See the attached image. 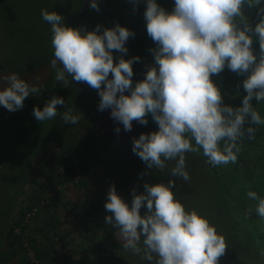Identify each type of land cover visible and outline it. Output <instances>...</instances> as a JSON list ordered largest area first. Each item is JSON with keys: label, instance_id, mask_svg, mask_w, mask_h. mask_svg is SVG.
Here are the masks:
<instances>
[{"label": "clouds", "instance_id": "9594fccd", "mask_svg": "<svg viewBox=\"0 0 264 264\" xmlns=\"http://www.w3.org/2000/svg\"><path fill=\"white\" fill-rule=\"evenodd\" d=\"M132 2L135 5L139 0ZM245 5L260 6L254 28L243 15ZM90 7L99 11L97 0H91ZM41 17L50 25L54 50L50 66L56 81L67 87L71 77L73 82L96 90L98 110L110 109V117L122 124L125 132L132 130L133 121L147 125L149 115L156 123L157 131L132 140V152L148 169L164 171L167 161H175L171 176L188 182L187 153L202 152L213 168L235 165L243 141L254 139L256 126H264V118L251 103L253 99L264 101L261 0H174L171 12L156 0H146L144 19L147 35L156 44L155 49H149L156 66L150 67L134 87L132 65L140 58H119L114 63L112 54L113 50L127 53L125 44L134 37L133 32L119 24L102 33L100 25L85 32L64 26L61 15L43 9ZM253 37L258 38V61ZM225 67L237 75L247 74L242 84L246 95L240 107L224 105L221 91L211 79ZM2 79L6 86L0 90V106L9 112L22 109L26 98L41 92L15 73ZM58 105H65V101L54 96L42 110L34 107L36 121L42 123L60 115L65 124L79 122L80 116L71 110L58 113ZM246 123L254 127L245 128ZM175 188L171 179L166 184L144 183L142 194L132 189L129 206L114 185L110 186L104 208L111 215L105 216V222L119 230L125 251L149 264H219L228 248L225 237L196 210H186L177 200ZM246 195L257 203L245 215L251 217L255 212L264 222V198L253 191ZM142 208L146 209L144 215Z\"/></svg>", "mask_w": 264, "mask_h": 264}, {"label": "rangeland", "instance_id": "374dc122", "mask_svg": "<svg viewBox=\"0 0 264 264\" xmlns=\"http://www.w3.org/2000/svg\"><path fill=\"white\" fill-rule=\"evenodd\" d=\"M83 2L84 0H0V90L6 86L2 78L11 73L41 89L38 96L33 94L26 98L24 107L16 112H9L0 106V264H24L29 261L25 248L17 249L21 239L22 246L25 242L30 249L33 248L32 241L22 235L21 227L16 228V239H13V236L7 238L3 231L6 229V233L9 225L19 219L21 211L32 206L38 196L49 197L51 194L56 197L60 193L55 209L40 210L25 230L26 234L33 237L34 247L47 252L48 259L44 264H87L90 260L82 252L80 236L83 232H88L90 227L92 233L97 235L101 251L110 254L116 250L109 241H104V234L97 227V215L102 212L101 220L109 215L104 208L109 187L114 185L117 194L131 206L132 189L135 188L137 194H142L144 183L166 184L169 179L176 184L173 191L186 210H196L225 237L228 248L226 254L220 258L219 264H264V255L261 254L264 244L260 245L261 241L264 243V229L261 228L257 235L248 224L240 221L233 224L231 220V211H236L231 206V200L243 205H252L251 208H254L257 202L248 198L247 192H256L260 197L264 195V126H256L258 130L255 138L244 140L239 153L242 157L250 156L247 145L254 142L258 145L259 153L251 152V159L260 156V165L257 174L256 171L248 174L250 181L245 180L243 173L241 174L243 168H239L237 174L227 168L218 169L219 181L216 182L211 168L202 156L187 153L186 170L191 178L184 182L170 174L175 161H167L164 171L148 169L132 152L133 139H138L140 134L158 130L150 115L147 117V125L133 121L132 130L125 132L123 125L110 117V109L102 112L98 110L100 97L96 90L84 83L73 82L71 77H68L69 83L65 87L55 80L56 73L50 64L28 73L35 65L54 58L50 25L41 17L43 9L61 15L64 26L78 29L82 27L85 32H91L100 25L102 33L103 29L114 28L117 24L133 32L134 37H130L125 44L128 50L126 54L113 50L114 63L118 62L119 58L128 60L139 57V62L132 65L133 87L145 78V67L153 60L149 56L143 57L141 53L144 39H150L144 19L146 0H139L135 5L132 0H97L99 11L90 7L83 24H80L78 16ZM156 3L167 12L174 8V0H156ZM261 6H264V0H261ZM245 7L248 9L247 5ZM257 47L259 48L258 38ZM246 78L247 74L237 75L227 67L219 75L211 77L221 91L224 105L233 108L242 106V99L246 95L242 84ZM129 94L125 92V95ZM54 96L65 101V105L57 106L58 113L71 110L73 115L80 116L77 124H65L60 115L42 123L36 121L33 108L42 110L46 102ZM251 103L264 118V101L257 102L253 99ZM91 119L96 120L105 133L99 131ZM250 126L254 127L245 124V128ZM117 127L120 128L119 133L115 132ZM70 133L72 136L75 134L77 140H74ZM62 136L65 138L64 143L71 146V149L79 150L82 156L87 158L86 161L68 160L66 167L76 173L73 181H67L64 169L60 168L62 165L57 161L55 155L60 151L59 147L56 143L49 142L61 140ZM88 155L91 158H88ZM29 161L30 175L15 206L6 211L13 206L12 197L19 192L17 184L25 178L24 171ZM46 163L52 166L49 167L53 169L50 174L46 170ZM79 164L88 168L87 174L82 175L77 167ZM145 172L151 174L141 175ZM89 200L94 205L98 204L99 208L85 210ZM145 211L146 209L142 208L141 215H144ZM5 214L9 224L2 219ZM50 225L56 229L55 235L63 238L61 244L53 243L49 239L47 228ZM111 230L113 239L123 244L119 230ZM254 237H257L260 243L254 242ZM141 264L149 262L142 260Z\"/></svg>", "mask_w": 264, "mask_h": 264}, {"label": "trees", "instance_id": "16d2710c", "mask_svg": "<svg viewBox=\"0 0 264 264\" xmlns=\"http://www.w3.org/2000/svg\"><path fill=\"white\" fill-rule=\"evenodd\" d=\"M259 7L260 6L252 7L250 9L248 7V9H247L244 6V8H243V15L247 20L246 22L249 23L253 28L255 27L256 23L259 22V18L257 16V12H258ZM246 12L248 13L247 16H246ZM253 41H254V43H253L252 47H253L254 55L257 56V61H258L260 49L257 47V38L253 37ZM258 46H259V43H258ZM49 62L40 63V64L35 65L32 68V70H30L28 73H33L36 70H39L42 66H45V64L49 65L50 64ZM262 116L264 117V111L262 113ZM70 135L72 136V133H70ZM72 137L74 138V140H77V136H75V134H73ZM63 139H65V138L62 136L61 140H58V139L49 140V142H50V144L54 142L59 147L60 151H58L55 155L57 157V161H59V163L62 165L60 168L64 169V174H65V178H67V181H73L76 178L75 177L76 173H75V171H73V169L66 167L68 160L78 159V161H80V160L86 161L87 158L84 155L82 156V154L79 152V150L71 149V146H68L66 143H64ZM87 157L91 158L89 155ZM30 164H31V161L26 163V169L24 171L25 178L23 180H21L20 183L17 184L19 192H18V194L13 195L12 201H11L13 206L11 208H8L6 211L11 210L15 206L17 199H18V196L22 192L24 183H25L28 175H30L29 174ZM46 166H47L46 170H47V172H49V174H50V171L53 172L52 171L53 169L51 168L52 169L51 170L49 168V167H52L51 164L47 165V163H46ZM77 167H79L78 169L82 173V175L87 174L89 171L87 167H84L81 164H79ZM80 180L81 179H79V182H80ZM59 194L60 193H58L56 197L50 198V200H49L50 203L47 205V207H45L47 210L49 208L55 209V206L57 205V202L59 200ZM44 197H46V196H44ZM44 197L38 196L37 199L35 200V202L32 204V206L37 205L39 203V201L41 199H43ZM32 206H30V207H32ZM231 206H233L236 209V211H234V212H233V210L231 211L232 215H233V217L231 218L233 224L236 223V221H240V222L248 224V226L250 228H254L246 219L243 218L241 211L238 209V207L236 205H233L231 203ZM30 207L21 211L19 219L17 221H14L13 224H10L8 231L5 233V230H6L5 229L3 231V234L4 235L6 234L7 238H11L13 236L14 237L13 239H16V238H18L15 236L16 228L21 227L22 235L25 236V238H27L28 241H30V242L32 241L31 246L33 247L32 249L35 252V254H34L35 258L37 259L38 262H42V264H44L45 261L48 259L47 252H45L42 248L34 247L33 237L31 236V234L28 235L25 233V230L28 229V224L23 222V216L25 214V211L30 209ZM83 208H84V205H83ZM88 208L98 209L99 205L98 204L94 205L89 200L88 204H87V208H84V209L88 210ZM105 212H107V211H105ZM99 214L101 215L102 212H100ZM100 215H97V217H96L97 221H98L97 227L104 234V241H109L111 243L112 247L115 248L116 250H115V253H110V254H108V253L105 254L103 251H101L100 247H98L99 242L97 241V239H98L97 235L92 233V229H91L92 227H90V229H88V232H83L80 236V241L82 242V245H81L82 252L90 260V262H88L87 264H141L142 259L140 258V256L134 255L130 251H125L123 248V244L117 242L116 239H113V236L110 234L112 231L111 229H113V227L111 225H108L105 222V219L101 220ZM109 215H111V213H109ZM2 219L6 222V224H9V223H7L6 214L2 216ZM7 226L8 225H6V228H7ZM93 228H94V225H93ZM263 229H264V226H263ZM40 231H41V229H40ZM55 233H56V229L50 225L47 228V235H48L49 239L53 243H58V241H59V243L61 244L63 242V238L59 237L58 235L56 236ZM257 235H258V233H257ZM55 237L58 238V241H55V239H54ZM263 237H264V235H263ZM20 239H21V237H20ZM20 239H18V240H20ZM255 241L257 242V244L260 243V240L258 241L257 237H254V242ZM19 242L20 243H19V246L17 247V249L22 250L24 248V245L22 246V242L21 241H19ZM141 244H142V241H141ZM262 244H264V243L261 241L260 245L262 246ZM261 248H264V247L262 246ZM135 260H137V262ZM24 264H31V263L28 261Z\"/></svg>", "mask_w": 264, "mask_h": 264}, {"label": "flooded vegetation", "instance_id": "af4514ba", "mask_svg": "<svg viewBox=\"0 0 264 264\" xmlns=\"http://www.w3.org/2000/svg\"><path fill=\"white\" fill-rule=\"evenodd\" d=\"M142 45H143V51L141 53H143V57L145 55V56H149L150 58L151 57L153 58L152 63L145 67V70L148 71V69L150 67H155L156 66L155 65V61H154L153 52L149 51V49H155L156 48V44L152 41L151 38L149 40H148V38H145L143 43H142ZM222 146L223 145L221 144V147ZM247 146L249 148V149H247V151L250 152V156L242 157L241 155L240 156L238 155V162L235 165L229 164L227 166H219V167L213 168L212 166H210L208 164L209 167L211 168V172H212L213 177L216 178V180H217L216 182L219 181V178H217V174L219 173L218 169L230 168L233 172H235L237 174L240 171L239 168H243L244 170H242L241 174L243 173V177L247 181H250V179L247 178L248 174L254 173L253 171H256L255 172L256 174L258 173L257 170H258V167L260 165L259 164L260 156L251 159V157L253 155V154H251V152H253L255 154L259 153L258 145L255 144V142H254V144L250 143ZM241 150H242V148H241ZM200 155L202 156L203 160L206 162V158L202 155V152L200 153ZM261 197L264 198V195H261ZM231 203L238 207V209L241 211V213L243 215V218L246 219L252 225V227H254L253 230L255 232L258 231L257 233L259 234V230L261 228L263 229L264 222H261L259 217H257L254 212L252 213L251 217H248V216L245 215L247 210L249 208H251L252 205H243V204H241L239 202H236L235 200L234 201L231 200Z\"/></svg>", "mask_w": 264, "mask_h": 264}, {"label": "built area", "instance_id": "2783aa9c", "mask_svg": "<svg viewBox=\"0 0 264 264\" xmlns=\"http://www.w3.org/2000/svg\"><path fill=\"white\" fill-rule=\"evenodd\" d=\"M53 195L50 194V196H46L44 197L42 200L39 201V203L35 206L30 207V209L25 211V214L23 216V222L28 224L34 217H36L39 213L40 210L42 209H46L45 207H47V205L50 203V198L55 197V195L52 197ZM55 241H58V238L55 237L54 238ZM58 244L59 241H58ZM24 248H25V253L27 256V259L29 260V262L31 264H39V262L36 260L34 253L30 250V248L28 247L27 243L24 244Z\"/></svg>", "mask_w": 264, "mask_h": 264}, {"label": "water", "instance_id": "95a60500", "mask_svg": "<svg viewBox=\"0 0 264 264\" xmlns=\"http://www.w3.org/2000/svg\"><path fill=\"white\" fill-rule=\"evenodd\" d=\"M90 3H91V0H84L83 2V5L80 9V13H79V16H78V21L80 24H83L84 22V19L90 9ZM82 28V27H81ZM1 69V68H0ZM81 90V88H78ZM91 122L93 123V125L99 130L101 131L102 133H105L103 127L94 119H91Z\"/></svg>", "mask_w": 264, "mask_h": 264}, {"label": "crops", "instance_id": "0c3cea01", "mask_svg": "<svg viewBox=\"0 0 264 264\" xmlns=\"http://www.w3.org/2000/svg\"><path fill=\"white\" fill-rule=\"evenodd\" d=\"M21 241H22V239H21ZM25 244V242H23V245ZM34 254H35V252H34V250L33 249H30ZM37 260V259H36Z\"/></svg>", "mask_w": 264, "mask_h": 264}]
</instances>
